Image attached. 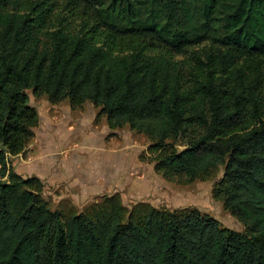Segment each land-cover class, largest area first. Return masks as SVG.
Returning <instances> with one entry per match:
<instances>
[{
    "label": "trees",
    "instance_id": "obj_1",
    "mask_svg": "<svg viewBox=\"0 0 264 264\" xmlns=\"http://www.w3.org/2000/svg\"><path fill=\"white\" fill-rule=\"evenodd\" d=\"M62 1L98 22L51 30L41 3L0 0V264H264V0H144V12L113 0L122 27L98 0ZM206 41L216 50L201 67L173 59ZM29 89L72 109L89 101L109 128L127 123L155 149L184 138L160 170L194 178L225 163V206L245 233L196 211L150 208L122 222L112 199L52 211L39 178L7 169L39 123Z\"/></svg>",
    "mask_w": 264,
    "mask_h": 264
},
{
    "label": "rangeland",
    "instance_id": "obj_2",
    "mask_svg": "<svg viewBox=\"0 0 264 264\" xmlns=\"http://www.w3.org/2000/svg\"><path fill=\"white\" fill-rule=\"evenodd\" d=\"M29 1L33 5L42 4L47 11L46 24L51 30L61 28L78 34L81 28H89L98 22L91 7L74 8L62 0ZM98 1L103 3L102 15L108 14L120 27L127 25L119 13L122 6L113 0ZM128 1L135 3L142 12L147 8L144 0ZM215 46L206 41L173 59L182 61L183 67H201L207 56L216 50ZM26 93L28 104L41 118L45 116V120L40 119L32 128L36 134L19 154L26 161L23 167L28 172L21 177H37L29 171L44 174L46 167L57 166L65 171L66 178L80 173L89 187L100 188L90 189L84 195L70 181H65L66 185H49L41 180L36 191L52 211L70 217L89 212L93 206L109 204L112 199L125 211L121 215L122 222L128 220L130 212L137 221L150 208L167 213L196 211L215 219L221 228L245 233L243 224L225 206L222 192L225 163L194 178L160 170L156 167L158 159L162 154L184 149L187 145L184 138H170L165 141L164 149H155V141L147 134L131 129L127 123L109 128L100 108L89 101L84 102L80 110L70 109L67 99L51 104L46 94L33 95L31 89ZM12 157H8L9 170L16 162Z\"/></svg>",
    "mask_w": 264,
    "mask_h": 264
},
{
    "label": "crops",
    "instance_id": "obj_3",
    "mask_svg": "<svg viewBox=\"0 0 264 264\" xmlns=\"http://www.w3.org/2000/svg\"><path fill=\"white\" fill-rule=\"evenodd\" d=\"M70 109H72V108H70ZM38 117H39V120L40 119L45 120V116L43 118H41V115L39 114V112H38ZM35 134L36 133H34V135ZM12 158L16 160V162L14 164V168L12 167L13 171L16 174L21 176L23 174L28 173L25 171V169L23 167L24 164L26 163L25 160L21 159V157H19V155L14 156ZM29 172H30V174L37 176V178H39L40 180H43L45 184L47 183L49 185H52V184L66 185L64 182L70 181V183L72 182V186L74 185L75 188H78L80 191H83L84 195H86V193L89 192L90 189H92L93 191L100 189V188H98V189L92 188L91 186L89 187L87 185L85 179H83V177H81L80 173H74L72 175V178H69V177L66 178L65 171L60 169L57 166L49 167V168L46 167L44 174L38 173V175H36L32 170Z\"/></svg>",
    "mask_w": 264,
    "mask_h": 264
},
{
    "label": "water",
    "instance_id": "obj_4",
    "mask_svg": "<svg viewBox=\"0 0 264 264\" xmlns=\"http://www.w3.org/2000/svg\"><path fill=\"white\" fill-rule=\"evenodd\" d=\"M0 150H5V148L2 144H0Z\"/></svg>",
    "mask_w": 264,
    "mask_h": 264
}]
</instances>
